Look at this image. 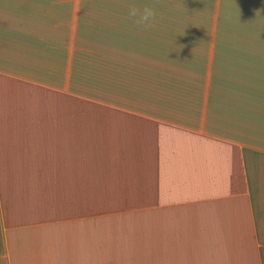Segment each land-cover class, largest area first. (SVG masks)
<instances>
[{
    "label": "crops",
    "instance_id": "obj_1",
    "mask_svg": "<svg viewBox=\"0 0 264 264\" xmlns=\"http://www.w3.org/2000/svg\"><path fill=\"white\" fill-rule=\"evenodd\" d=\"M162 2L0 0V264H264V0Z\"/></svg>",
    "mask_w": 264,
    "mask_h": 264
},
{
    "label": "clouds",
    "instance_id": "obj_2",
    "mask_svg": "<svg viewBox=\"0 0 264 264\" xmlns=\"http://www.w3.org/2000/svg\"><path fill=\"white\" fill-rule=\"evenodd\" d=\"M128 17L133 19L137 26L150 29L156 21L157 10L154 6L144 5L142 7L131 6L128 11Z\"/></svg>",
    "mask_w": 264,
    "mask_h": 264
},
{
    "label": "rangeland",
    "instance_id": "obj_3",
    "mask_svg": "<svg viewBox=\"0 0 264 264\" xmlns=\"http://www.w3.org/2000/svg\"><path fill=\"white\" fill-rule=\"evenodd\" d=\"M95 1V3H98V2H100V0H94ZM107 1V0H106ZM152 1V3L154 4V6H155V8H157L158 7V9H156L157 10V15H158V13H159V11L161 10V8H160V5H164V3L162 2V1H164V0H151ZM106 8H108V7H106ZM160 8V9H159ZM103 11L104 12H108V9H104L103 8ZM164 11V10H163ZM161 12V11H160ZM160 14V13H159ZM162 15H163V13H162ZM163 50H164V46H163ZM89 112L90 113H94V111H95V105H89Z\"/></svg>",
    "mask_w": 264,
    "mask_h": 264
}]
</instances>
